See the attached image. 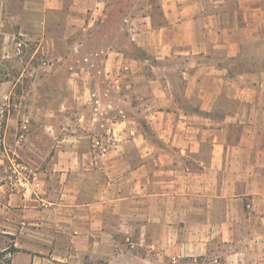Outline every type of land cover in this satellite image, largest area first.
I'll return each instance as SVG.
<instances>
[{"label": "crops", "instance_id": "crops-1", "mask_svg": "<svg viewBox=\"0 0 264 264\" xmlns=\"http://www.w3.org/2000/svg\"><path fill=\"white\" fill-rule=\"evenodd\" d=\"M220 1L205 8L199 0H162L167 23L157 28L143 17L134 38L142 51L188 55L178 92L122 90L105 112H70L69 97L83 101L80 90L91 82L66 76L50 89L57 92L52 107L35 103L27 115L0 105V264H150L156 255L264 264V71L232 75L230 63L215 56L234 58L243 43L264 37V10L260 0H238L243 12L224 18ZM64 3L38 5L48 11ZM70 7L75 26H89L104 8L95 0H71ZM43 68L52 75L60 62ZM46 80L35 81L40 100L56 83ZM11 93L0 86V101ZM25 117L30 124L21 123ZM10 152L33 169L36 190L6 179ZM216 242L222 246L214 253Z\"/></svg>", "mask_w": 264, "mask_h": 264}, {"label": "rangeland", "instance_id": "rangeland-1", "mask_svg": "<svg viewBox=\"0 0 264 264\" xmlns=\"http://www.w3.org/2000/svg\"><path fill=\"white\" fill-rule=\"evenodd\" d=\"M64 1L63 7L58 10L41 11L39 0H0V81H16L20 77L15 86L10 82L0 84L2 89L5 86L12 89L6 103L0 101L2 107L8 106L11 113L21 111L27 115H30V110H35V103L43 101L52 107L57 104V92L54 94L50 89L58 90L66 76H81L91 82V86L86 85L80 90L83 101L81 98L78 101V98L69 97L66 109L70 112L79 107L88 114L97 110L105 112L111 108L108 104L113 94L122 90L133 94L152 92L157 86L166 87L169 91L181 90V69L188 55L173 53L158 57L142 51L134 40L136 33L144 28L143 17H151L153 28L167 23L161 8L162 0H95L100 6L103 4L104 8L102 13L94 16V22L89 26L72 24L69 21V16L74 12L70 7L71 0ZM211 2L199 0L205 8ZM220 2L216 9L225 12L224 18L233 16L236 10H244L238 7V0ZM260 3L264 10V0H260ZM81 16L90 18L91 15L82 12ZM228 23L233 22H222L223 25ZM238 23L239 26L245 24L240 20ZM151 40L157 41V38ZM200 55L195 54V58L200 59ZM215 56L230 63L232 75L244 70L264 71V37L251 38L243 43L241 53L234 58H227L221 51L216 52ZM56 61L60 62V68L51 75L50 69L45 71L43 67ZM41 78L47 79L46 82L53 78L56 83L53 86L49 84L51 87L47 85L49 93L40 100L36 92L41 86H37L35 81ZM110 80H119L123 86L121 89L115 87L114 92ZM70 88L74 93L76 86L70 85ZM3 114L2 109L0 127L5 123ZM85 120L90 125L98 122L90 121L92 117L83 118L82 122ZM21 123L30 124L29 117L21 119ZM9 155L11 157L6 159L4 173L7 180L11 175L8 169L12 161L25 166V172H34L29 164L15 157L12 152ZM218 246L222 245L216 242L211 251L216 253ZM155 259H151L150 264H209V261L175 263L169 259Z\"/></svg>", "mask_w": 264, "mask_h": 264}, {"label": "built area", "instance_id": "built-area-1", "mask_svg": "<svg viewBox=\"0 0 264 264\" xmlns=\"http://www.w3.org/2000/svg\"><path fill=\"white\" fill-rule=\"evenodd\" d=\"M24 169H27L25 166H23L20 163L12 161L9 166V173L11 174L8 176V181L11 182L12 180H16L20 188L25 189L28 185H34L35 190L37 187H39V184L37 182H32L33 176H35L34 172H25ZM28 171V170H27ZM7 256L11 257L12 252L8 251Z\"/></svg>", "mask_w": 264, "mask_h": 264}]
</instances>
